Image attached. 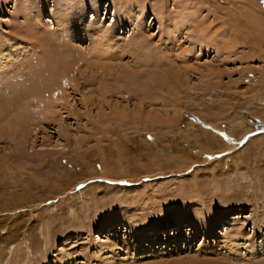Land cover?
<instances>
[{"label":"rangeland","instance_id":"rangeland-1","mask_svg":"<svg viewBox=\"0 0 264 264\" xmlns=\"http://www.w3.org/2000/svg\"><path fill=\"white\" fill-rule=\"evenodd\" d=\"M0 54V264H264V0H0Z\"/></svg>","mask_w":264,"mask_h":264},{"label":"bare ground","instance_id":"bare-ground-1","mask_svg":"<svg viewBox=\"0 0 264 264\" xmlns=\"http://www.w3.org/2000/svg\"><path fill=\"white\" fill-rule=\"evenodd\" d=\"M22 8V7H21ZM53 13H56V12H54V11H52ZM44 12H43V10H41L40 9V11H38V17H42V14H43ZM55 15H58V13H56V14H54V16ZM40 17V18H41ZM42 19V18H41ZM91 23V25L93 26V23L92 22H90ZM42 24H43V22H42ZM45 24V23H44ZM90 27V26H89ZM66 31V30H65ZM30 32V31H29ZM38 32V31H37ZM32 35H35V33L34 34H32ZM31 35V37L32 38H34L33 36ZM86 36V35H85ZM30 37V38H31ZM36 38V37H35ZM34 38V39H35ZM101 46V45H100ZM112 46V45H111ZM103 48H104V46H102ZM103 48L101 49V47H100V50H101V52H102V50H103ZM106 49V51L107 50H109L110 49V47H106L105 48ZM112 49V48H111ZM2 51V50H1ZM54 51V50H53ZM104 51V50H103ZM100 52V51H99ZM53 53H55V52H53ZM49 54V56H50V58L49 59H47L46 60V62H48L47 63V65H45L44 64V67L42 68V69H38V76L39 75H42V74H45V73H47V72H52L53 74H55V75H57V78L59 77V78H61V77H63V79H62V82H61V84L63 85V86H65V85H67V83H65L64 81H70V72H71V69H70V67H68V64L66 63V62H64V61H62V62H59L58 60H56L55 59V54ZM108 53V52H107ZM12 54V53H11ZM58 54V53H57ZM100 54V53H99ZM46 56V55H45ZM52 56V57H51ZM3 58H5V57H3L2 56V54H0V73L1 72H4V73H8L9 71H11V70H13V69H15V67H14V62L13 61H10V62H8V63H6V64H3L2 63V61H3ZM10 59V58H9ZM62 59V58H61ZM14 60H16V58H14ZM45 62V63H46ZM58 69H61V71H60V74L58 73ZM72 73V72H71ZM65 84V85H64ZM53 90V89H52ZM43 91V90H42ZM46 91V90H45ZM44 91V92H45ZM61 90H59L58 91V93H61L60 92ZM59 95V94H58ZM61 95V94H60ZM2 103H1V100H0V105H1ZM23 122V121H22ZM169 223H167L166 225H168ZM146 235V234H145ZM145 235L143 234V237H145ZM147 236V235H146ZM143 237H141V235H139L138 236V243H142L143 242ZM261 238V237H260ZM114 242L113 241H110V240H108V241H106V242H104L103 244H102V247L101 248H112V247H114ZM138 246H136V248H137ZM256 249H257V254H260V253H263L264 252V234L262 235V238H261V240H259L258 241V243H257V245H256ZM151 251H153V249H151ZM113 257V259H115L114 258V256H112ZM121 261H109L110 262V264H124V261L122 260V259H120ZM183 261V260H182ZM182 261H179V262H177V263H171V264H185V262H182ZM103 262H105V261H103ZM159 263V262H158ZM158 263H154V264H158ZM196 263H198L197 261H195V260H193V261H191V264H196ZM128 264V263H127ZM162 264H164V263H162Z\"/></svg>","mask_w":264,"mask_h":264},{"label":"snow or ice","instance_id":"snow-or-ice-1","mask_svg":"<svg viewBox=\"0 0 264 264\" xmlns=\"http://www.w3.org/2000/svg\"><path fill=\"white\" fill-rule=\"evenodd\" d=\"M65 83H67V81H65Z\"/></svg>","mask_w":264,"mask_h":264}]
</instances>
